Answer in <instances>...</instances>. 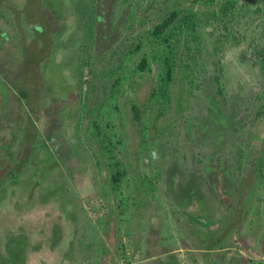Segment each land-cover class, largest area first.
I'll return each mask as SVG.
<instances>
[{"label": "rangeland", "instance_id": "374dc122", "mask_svg": "<svg viewBox=\"0 0 264 264\" xmlns=\"http://www.w3.org/2000/svg\"><path fill=\"white\" fill-rule=\"evenodd\" d=\"M84 1L86 15H75V36L70 43V47L75 44L73 47L78 49L69 67L64 65L69 68L65 72L68 82L74 85L75 97L55 91L49 103L40 105L43 114L55 113L60 126L51 136L36 135L35 140L39 139L41 144L35 142L31 148L34 156L27 168L22 169L25 174L31 173L34 181L36 172L32 170H41L42 167L41 174L45 166L49 174L47 183L53 188L42 185L27 192L23 189L4 193L8 192L10 201L14 195L18 198L12 208L0 211V255L7 249L5 243L9 242L11 250L7 251L13 253L10 264H264V184L260 186L257 177L261 175L264 181V123L256 122L239 130L241 120L237 126L233 123L232 129H221L215 118L205 119L204 116L209 126L187 130L192 121L185 115L184 119L188 121L184 128L178 114L173 112L174 104H167V100L157 103L147 99L156 86L160 89L163 85L158 78L163 76L162 60L165 56L171 58L173 82L168 89L170 96L176 93L187 96L186 90L188 95L196 92L194 86L201 77L211 76L216 68H220L218 82L225 87L226 96L230 94L234 103L241 99V94L255 85L258 76L260 62L253 44L256 50V44H264V22L260 20V14L251 17L240 11L228 23V16L211 17V11L208 12L211 2L219 0H199V6L194 8L200 11L198 17L206 14L200 23L208 21L201 28L209 27L206 32L210 35L205 36L206 45L200 47L201 56H196L192 50L186 49L189 45L185 39L178 40L182 35L173 33L170 45L160 42L165 33L149 36L151 27L163 13L153 8L161 3L170 5L176 0ZM177 1L190 6V0ZM21 8L15 0H0V35L7 31L1 14L12 15L14 10ZM96 9L99 14L100 10L105 11L102 17L106 20L99 36L94 37L92 22ZM79 16L81 21L77 19ZM195 23L198 24L196 19ZM246 27V36L242 40L236 39L238 45L231 42L225 47L221 44V40H225L223 35L217 36L220 33L238 36ZM10 32L11 35L17 32L12 25ZM95 44L105 53L98 60L91 54L95 51ZM10 46L13 53L5 63L7 72L0 70L2 78L16 77L19 70L24 71L27 63H31L24 59L16 61L20 45L13 42ZM217 56L222 61L219 66L214 65L213 58ZM142 58L145 67L138 71ZM83 62H87V68ZM60 74L51 62L47 64L45 75H49L52 83L63 79ZM90 76L92 79L102 76L103 83L95 98L86 101L84 97ZM218 82L211 81L213 89ZM61 84L62 80L57 86L61 88ZM212 88L207 85L204 90L212 95ZM48 91L54 92L53 89ZM0 96L5 98L3 85L0 86ZM144 101L149 102L148 117H155L156 122L155 129H152L155 131L149 136L143 134L140 141V129L132 120L130 107L134 102L142 104ZM234 103L230 106L232 114ZM11 108L14 109L15 104H11ZM2 109L3 101L0 111ZM7 117L9 121L14 120L13 115ZM47 118L39 116L38 124L44 126L49 122ZM172 123L177 124V130ZM17 125L19 131H23L26 119L22 118ZM44 128L45 133L53 131ZM12 130L16 132L17 127L13 126ZM255 130L257 133L253 134ZM48 137L54 139L48 142ZM244 140H251L248 147ZM106 143L112 153L104 149ZM17 148L18 142L14 138L6 150L0 145V164ZM48 149H52V156H44ZM258 149L263 165L258 170L256 166L255 170L251 168L252 161L256 160L252 156L259 152ZM117 150L121 165L116 168L111 165ZM96 157L101 159V167L95 162ZM6 164L12 166L11 170L16 166L17 172V163L8 161ZM242 170L245 178H241L238 187L235 180L242 175ZM117 172L121 176L115 181ZM66 185L71 186L73 195L72 198L69 196L67 204L70 208L64 212L73 214L63 227L60 221L67 215L63 217L61 209H57L63 202L57 199L65 192ZM52 190H57L55 199L51 198L56 211L46 212L40 203L47 201L42 196ZM35 196L38 200L26 202ZM8 205L7 201L4 202V206ZM205 234H213V241L208 242L210 237L206 238ZM16 247L24 254L23 258L14 255L16 252L12 249ZM8 262L0 261L1 264Z\"/></svg>", "mask_w": 264, "mask_h": 264}, {"label": "flooded vegetation", "instance_id": "af4514ba", "mask_svg": "<svg viewBox=\"0 0 264 264\" xmlns=\"http://www.w3.org/2000/svg\"><path fill=\"white\" fill-rule=\"evenodd\" d=\"M15 1L17 2L18 7L22 6L21 9H16V11L14 10L15 13L12 15H7L5 13L1 14V19L6 22L5 29L7 31L0 35V70L4 73L7 72L5 63L7 61L8 56L13 53L12 50H9V48H11L10 43L12 45L13 42H16L20 45L18 47V50L16 51L15 60L18 61L19 59V61L21 62L22 59H24L31 61V63H27V68H30V70L26 68L24 71H22L23 69H21L19 70L20 73H18L16 77H0V86L3 85V87L5 88V98L0 96V103L3 101V109L0 111V145L3 149L6 150L10 147V144L12 143V138H14L18 142V148L16 149V151L14 153L11 152L9 153V155H7V157H4V159L2 160V165L0 164V211L4 212L7 209L9 210L10 208H12V203L18 198L16 197V195H14L12 197L13 199H11L10 201V195L8 197V192L6 193V195L4 194L6 191H19L26 189V191L23 190V192H27L29 190H36L42 185L45 188H53V185L51 183H47V177H49V174L48 171L45 169V166H43V171L41 174L40 171L42 170V167L41 170H38L39 168L37 170H32L33 172H36V179L34 181H32L33 178L31 177L33 175H31V173L25 174L24 172H22V169L25 167L27 168L28 162L30 161L31 157L34 156L31 153V148L34 147L35 142L37 141L39 144H41L39 139L35 140L36 135L47 134L51 136L52 132L57 131L58 127L60 126L59 118L54 117L55 113L44 112L43 114V112L39 109L40 105L49 103L55 96V91H60L67 97L69 95L75 97L74 85H71L68 82L69 78L65 71L69 70V68H67L69 67V62L71 61L72 57L78 49L73 47L75 46V44L70 47V43L73 41L75 36L73 26H75L76 21L74 17L77 13H82L84 14V16L86 15V5L84 0ZM78 8H80V10H78ZM94 13L96 17H94L95 20L94 22H92V27L94 24L93 34L94 37H96V35L99 36V33H101L106 19L102 17L105 11L100 10L99 14V9H96V12ZM77 19L81 21L80 16L77 17ZM11 25L17 31L15 34L12 35L10 32ZM6 46L8 47V49L6 48ZM94 49L95 51L91 53L92 56H94L95 60H98L99 58L101 59L102 56H99L100 52H97L96 44L94 45ZM7 50H9V54H7ZM73 60H75V58ZM50 62L61 73L60 75L63 78L61 79V88L60 86H57L61 83V80H59V82L52 83L51 79L49 78V75H45L47 64ZM64 65H66L67 67H65ZM83 66L87 68V62H83ZM99 71H102V69ZM11 72L12 70L10 71V73ZM101 79L102 77L100 76H95L94 79H92V76H90L86 86V97H84L86 101H91L95 98L96 92L99 88L94 93L92 91L95 90L94 87L98 80V84H101ZM7 80L11 82V85L8 84ZM82 87L83 84L81 85V88ZM49 89H53L54 92L50 93L48 91ZM8 96H10V98ZM11 104H15L14 109L11 108ZM45 114L47 116H45ZM10 115H13V121H9V117L7 116ZM39 116H42V118L49 117L47 118L49 122L44 123V126L42 123L38 124L37 120ZM22 118L26 119V125L23 131H19L17 123H19ZM71 118L75 117L72 115ZM60 124H62L61 120ZM13 126L17 127L16 132H13ZM38 126H40V128H38ZM44 127H49V129L53 131L45 133L46 129ZM8 129L11 130L10 133L9 131H7ZM64 130L67 129L65 128ZM15 136H17L18 139H16ZM51 139L54 138L48 137V142ZM38 151H40V148L38 149ZM45 152L46 154L44 156L53 155L52 149H48ZM54 154H56L55 150ZM8 161L13 164H18L17 172L15 171L16 166H14V169L12 170L10 169L12 166L7 167L6 163H8ZM187 185L189 186V183ZM65 187V192L62 193V196L58 199L56 198L57 201H59L60 199L63 200V202H60L61 207H57V209H61L60 212H63V217L67 215L66 218L60 221V225L63 224V227L67 224V222H70L68 221L71 220L70 214H73V212L71 211H68L67 213L64 212L70 208L67 204L69 201V196H71L72 198L73 195V192L71 191V186L66 185ZM55 192H57V190L46 192L42 196V198L46 197L47 201H43L42 203L38 201L44 211H56L54 209V202L51 199H55ZM67 193H69L70 195H68V197H64L63 195ZM24 199H26V197H24ZM36 200H38V198L35 196L30 198L26 202L30 203ZM6 201L7 204H9L8 207L4 206V202ZM34 208L38 210L36 205H34ZM63 235L65 237L66 234ZM204 236L206 238L210 237V241L208 240V242H212V239H214L213 234H205ZM217 240L218 239H216V242L219 243V241ZM217 244L215 246H217ZM5 245L8 250H11L9 242L5 243ZM23 248L24 246L22 245L21 250ZM7 249L4 250L3 255H0V261L3 260V262H7V260H9L8 264H10L12 263L13 253H9ZM12 250L16 252L14 254L16 255V257H24V254L20 252V249L18 250V247ZM6 251L8 254H6Z\"/></svg>", "mask_w": 264, "mask_h": 264}, {"label": "trees", "instance_id": "16d2710c", "mask_svg": "<svg viewBox=\"0 0 264 264\" xmlns=\"http://www.w3.org/2000/svg\"><path fill=\"white\" fill-rule=\"evenodd\" d=\"M199 0H190V6H184L179 1H174L170 5L166 4H158L156 8H153L154 11H162L159 20H157V23L154 24L151 27V30L149 31V36L151 37H157L161 35L162 33L165 35L164 38L160 39L161 43H165L166 45H170V39L173 36V33H176L175 36L182 35L181 39L176 38L179 41L182 39H185L189 46L186 47L188 50H192V53L196 56H201L200 53V47H204L206 45L205 42V36H209L210 34L206 32V29L209 31V27L207 28H201L204 25L208 23L207 20L200 23V20L205 18V15L203 17H198L197 14L200 13V11H197L196 8H194L195 5L199 6L198 4ZM212 1V0H211ZM202 2V1H201ZM254 3V4H253ZM186 4V3H185ZM213 10V11H212ZM211 11V12H210ZM240 11L246 12L249 14V16H254L255 13L260 14V20L264 22V0H219L218 2H211V6L208 9V12H210L211 17H227L228 16V23H230L231 19L238 15ZM205 13H207V9L204 10ZM236 17V16H235ZM195 19L198 21V24L196 25ZM175 24L172 25V24ZM167 30V31H166ZM246 30L247 27L243 30L242 34H238V36H235L234 34L227 35L226 33H220L217 36L221 37L223 35V38L225 40H221V44L225 47L228 46L231 42L235 44L236 39L240 38L241 40L246 36ZM212 31V29H211ZM215 33V32H213ZM237 33V32H236ZM229 36L228 38L226 36ZM231 37V38H230ZM138 43H141V40L138 41ZM159 43V44H161ZM254 45V51L257 52V60H259L260 64L258 66L257 71V80L254 86L249 88V91L241 94L239 100H237L235 103L232 100V97L230 94L226 96L225 93V87L222 85V83L219 80V74L221 73V69L214 70L211 74V76L206 75L202 76L199 80V83H196L194 86V90L196 92H191L190 95H188V92L186 90L187 96H182L179 94H172L171 96L168 93V89L171 87L173 82V76L171 73V66H170V56H165L162 60L163 70L161 74L163 75L162 78H158L160 82H162V87L160 89L159 86H156L152 92L150 93L149 97L147 99L151 101H156L157 103H161L162 100H167V104H174L173 112L178 114V119L180 122H182L183 127H186L187 121L185 120V115H188L190 120L192 121L191 126L187 128L191 129L190 127L200 128L201 125L203 126H209V122L207 120H204V116H206L205 119L209 117L215 118L216 121L219 122L220 128L224 129L226 127H230L232 129V124L235 125L237 123H241V127L239 130L243 129V127L252 126L254 123H264V44L261 42L256 44L255 48ZM139 46H136V48ZM97 52H100L99 56H103V48L98 47ZM172 52L170 51V54ZM254 53V52H253ZM213 54V53H210ZM169 55V54H168ZM216 56V53H214ZM221 56V55H220ZM220 56H217L216 58H213L216 62L214 65H221V58ZM246 58V54L243 56ZM244 58H241L243 60ZM257 64V63H253ZM145 67L144 59H141L140 65L138 66V71H143ZM102 77V76H100ZM161 77V75L159 76ZM221 78V77H220ZM197 79V78H196ZM217 80V84H214V89L211 86V81ZM102 84L103 81H100ZM98 82H96L95 90L92 92H96V90L99 88ZM209 86L213 89L214 92H212V95L208 94L204 88L206 86ZM253 88V90H251ZM112 93H110L111 96ZM24 95V94H23ZM217 96V98H215ZM220 98V100H218ZM149 103V102H148ZM148 103L145 101L142 104H137L136 102L132 103L130 109H131V116L133 122L139 127V138L140 141L144 138L143 134L150 135L152 131L154 132L155 126L154 123L156 122L155 117H148ZM234 103V111L233 114L230 111V106H232ZM240 113V114H239ZM203 117V119H202ZM131 120V121H132ZM130 122V121H129ZM129 122H126L128 124ZM177 124L172 123L171 126L175 127ZM237 126V125H236ZM174 129L177 130L175 127ZM257 133V130L253 131V134ZM120 142V141H119ZM121 143V142H120ZM249 143H251V140H244V145L248 147ZM104 149L108 151L109 153H112L113 150L109 148V145L106 143L104 146ZM255 156H252L253 159H256L255 161H252V167L253 169L257 170L258 167H261L263 165V158L261 157L260 149H258ZM118 151V150H117ZM118 154H116V158L114 159L113 164L111 166L113 167H119L121 165V161L118 159ZM208 158V157H207ZM220 158V157H218ZM109 159V158H108ZM95 162L99 165V167L102 166V161L98 157H96ZM253 169H249L250 172H253ZM242 175L239 177V179L235 180L236 185L239 187L240 183L242 182L241 178H245V172L242 170ZM121 176V173L118 172L115 175L114 180L116 181L118 177ZM258 184L260 186H263L264 181H262V176L258 175ZM139 181V177H138ZM244 185V184H243ZM245 186V185H244ZM188 186H186L187 188ZM242 187V186H241ZM240 187V188H241ZM237 191V188H236ZM239 200L241 201L242 198L239 197ZM240 206V205H238ZM194 219V218H191ZM195 220V219H194ZM193 221V220H192ZM197 222V220H195ZM194 222V221H193ZM195 222V223H196ZM199 222V221H198ZM204 225H207L204 223ZM210 239V238H208Z\"/></svg>", "mask_w": 264, "mask_h": 264}]
</instances>
